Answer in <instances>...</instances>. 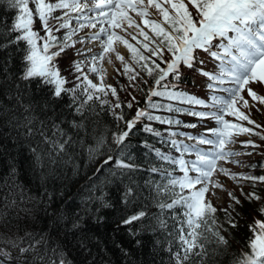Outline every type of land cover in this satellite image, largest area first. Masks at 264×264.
<instances>
[{"label": "snow or ice", "instance_id": "1", "mask_svg": "<svg viewBox=\"0 0 264 264\" xmlns=\"http://www.w3.org/2000/svg\"><path fill=\"white\" fill-rule=\"evenodd\" d=\"M0 6L15 13L10 24L0 23V52H6L0 59V163L7 167V179L0 187L8 188L9 196L4 198L6 208L35 198L27 196L17 182L18 161L5 147V141L30 154L29 168L43 170L40 171L42 182L69 163H73L75 174L79 166L71 161L70 153L77 145L84 146L79 133H86V122L90 118L108 111L126 126L112 133L118 151L115 156L105 155L104 135L94 137L95 143L87 146V158L90 163L98 162V167L89 177V183L80 190L79 205L70 214L62 212L57 218L58 227L75 239L78 253L87 254L83 264H95L93 240L85 231L86 218L103 222L101 211L115 207L110 199V186L119 189L122 205L115 231L123 228L134 248H140L142 236L151 233L153 247L167 255V260L161 258L160 264L214 261L220 249L223 247L226 252L229 244L222 234L228 231L224 224L236 229L244 219L237 206L243 208L245 201L258 202L255 212L260 218L254 216L248 223L246 244L239 254H233L230 264H264V195L256 191L257 183L264 184V175L236 174L218 168L219 161H230L249 169L257 167L241 164L235 157L244 153L230 150L229 145L235 143L234 137L245 134L258 135L264 141V130L254 132L242 123L262 128L250 118L251 109L256 105L250 104L242 93L246 90L253 102L264 105V95L250 87L254 83L264 86V0H0ZM85 29L92 31L79 36ZM121 32L136 44L120 35ZM94 42L98 43L99 52L91 47L75 48L76 44ZM117 44L131 54L130 61L117 51ZM68 48H75V54L84 57L70 62L68 71L72 79L63 76L57 65V58L66 55ZM197 50L218 61L214 72L196 69L210 81L206 85L213 93L210 105L177 91L181 66L193 69L204 64ZM111 54H115L122 65V71L116 69L117 74L126 76L130 87L144 93L146 106L136 108L130 119H125L123 111H116L122 108L117 88L105 83L106 69L102 62L107 58L111 63ZM14 58L19 60L15 70ZM217 92L224 95H216ZM128 95L131 99L126 106L131 109L136 98L131 93ZM109 96L115 101H110ZM154 97L211 107L215 111L188 114L210 118L218 127L208 129L210 137L188 136L196 142L194 145L161 139L160 143H169L180 156L149 147L159 163L149 162L148 168L142 169L132 162V146L125 143L136 125L145 120L168 125L181 123L153 115L151 110L183 111L171 103H156ZM5 99L9 103H4ZM38 111L43 118L37 116ZM226 116L233 117L234 121L225 119ZM184 126L197 127L195 124ZM141 130L162 136L149 124H143ZM177 135L169 133V137ZM197 145L210 148L204 150ZM242 145L262 147L252 140ZM143 146L148 147L147 142ZM108 151H112L110 146ZM185 154L194 155L195 159H185ZM261 155L264 156V152ZM100 157L104 158L100 160ZM137 171L149 173L143 185L134 177ZM217 171L237 182L243 200L228 191V206L219 209L213 206L206 194L213 188L223 190V186L212 179ZM177 172L180 175H176ZM153 174H158V178L153 179ZM241 181H249L251 191L245 192ZM44 195L51 204L53 197L47 189ZM150 208L156 211L149 213ZM218 211L225 214L224 222L218 220ZM3 216L7 213H0V217ZM116 247L125 256L130 255L129 249L121 243H116ZM0 264L74 262L61 244L50 246L46 233L25 232L23 236L0 237Z\"/></svg>", "mask_w": 264, "mask_h": 264}, {"label": "trees", "instance_id": "2", "mask_svg": "<svg viewBox=\"0 0 264 264\" xmlns=\"http://www.w3.org/2000/svg\"><path fill=\"white\" fill-rule=\"evenodd\" d=\"M14 14V10L0 6V23L10 24ZM36 27L39 28L40 25H36ZM41 35H44V33L41 32ZM57 35L59 36L61 33H57ZM131 43L135 45L136 41L132 40ZM196 54L204 61V64L197 65L196 68L193 69L182 65V75L177 91H184L189 95L199 98L200 92L202 91L200 80L205 76L196 69L202 68L203 71H205L207 60L203 56V51L197 50ZM5 55L6 52H0V59H3ZM130 57L131 54L128 53V61H130ZM18 64L19 60L14 58L13 70L16 69ZM57 65L63 76L72 79L68 71L70 64L67 62V57L65 58L63 54L61 57H58ZM169 80H172L171 76ZM172 82L176 83V81ZM110 84L117 88V93L122 103V108L116 109V111H123L125 119H130L134 116L136 108L146 106L144 93L130 87L126 76L115 74ZM128 93H131V95L136 98L135 101H133V108L131 109L126 106L127 102L131 99ZM36 99L39 98L36 97ZM108 99L113 102L115 101V98L111 96H109ZM153 100L161 104L171 103L174 108H181L183 111L168 112L164 110H151L153 115H159L166 120L180 121L181 123L168 125L145 120L142 123H138L132 130L129 139L126 140L125 143H130L132 146L130 148L133 155L132 162L140 165L142 169H147L149 162L159 163L155 153L149 152V147L158 148L171 156L179 157L180 152H178L176 148H173L169 143H160L159 141L161 139H175L179 141L181 139V132H189L195 129L192 127H185L184 125L195 124L191 121H193L196 116L188 113L197 112L199 110L198 105L168 101L159 97H154ZM4 103L7 104L9 101L5 99ZM57 111H59V107ZM36 114L38 117L43 118V114L39 111ZM68 118L71 119L72 117L69 116ZM77 119H79V117H77ZM262 122L261 120L259 123L262 126L260 129L255 128L253 125L252 128L254 132H262V129H264V124ZM143 124H149L152 128L160 131L162 136L156 137L151 133L142 131ZM64 127L67 128V125H64ZM125 127L123 121H117L108 111L101 112L99 116L90 118L86 122V133L85 131L79 133V136L84 139V146L81 147L77 145L70 153L71 161L79 166L78 171L73 174V163H69L62 166V169L57 170L55 176L48 177L43 182L40 179V171L43 170L32 171L29 168L30 154L27 153L25 149L15 148L10 142L5 141V147L11 150L12 155L16 156L18 161L17 182L22 185L27 196L34 197L35 199L26 204L18 203L17 207L6 208L4 206V198L9 196L8 188L0 187V213H7V216L0 217V237L23 236L25 232H34L37 234L46 233L50 246L61 244V246L65 247L69 259H71L74 264H83L84 255L87 254L81 255L78 253L75 239H73L71 235H66L65 232L58 227L57 218L62 212L66 215L70 214L79 205L80 190L89 183V177L92 175L95 168L98 167V162L90 163L88 161L87 146L95 143L94 137L104 135L106 139V144L103 148L105 155L115 156L118 151V146L114 143L112 133L122 131ZM68 130L70 132L73 131L72 129ZM171 132L178 133L179 135L169 137V133ZM249 136H251V134H249ZM255 136L256 140H253L255 144L258 145L260 142H263L258 135ZM144 142H147L148 147L143 146ZM109 146L112 150L111 152L108 151ZM255 152L256 153L253 154L254 157L250 159L251 164L257 166L256 169H251L252 175H264V167H260V165L264 164V156L261 155V153L264 152V148L261 149L260 147V150L255 148ZM103 158L104 157H100L99 159L102 160ZM165 167H169V165L165 164ZM175 174L180 175L179 172ZM104 175H107V173H104ZM134 177L139 184L143 185L144 181L149 179V173L147 171H137L134 173ZM152 178H158V174H153ZM4 179H7V167L5 164L0 163V184H3ZM243 184L245 192L251 191L249 181H243ZM45 189H47V192L53 197L51 204H49L44 195ZM19 191L20 190L17 189V192ZM256 191L264 195V184L257 183ZM109 193L110 199L115 207L103 209L101 211L100 214L104 216L103 222L97 223L93 219L86 218L85 231L93 240L92 258L95 264H160L161 258L166 261L167 255L159 251L158 247H153L154 237L151 233H146L142 236L143 245L140 248H134L123 228L119 231H115L116 223L122 214V205L119 203L120 191L116 186H110ZM145 194H147L146 189ZM236 196L241 200L244 199L240 193ZM229 202L230 199L227 200L226 206L224 207H227ZM257 205L258 202L248 203L245 201L243 208L237 206L238 210L242 212L244 216V219L240 220L241 226L233 229L226 223L224 224V227L228 229L227 232H222L229 242L227 251L225 252L222 247L220 249V254L215 256L214 261L210 260L209 264H230L233 254H239L242 251L249 235L248 223L252 222L254 216L260 218L255 212ZM213 206L217 207L214 203ZM21 208L25 209V211H20ZM217 208L219 209V207ZM155 211V208L149 209V213ZM216 215L220 222H224L225 214L223 212L218 211ZM18 229L21 230L18 231ZM157 235H159V233H157ZM97 241H99V244H97ZM116 243H121L125 248H128L130 255L125 256L123 252L116 247ZM13 255H16L15 251H13Z\"/></svg>", "mask_w": 264, "mask_h": 264}, {"label": "rangeland", "instance_id": "3", "mask_svg": "<svg viewBox=\"0 0 264 264\" xmlns=\"http://www.w3.org/2000/svg\"><path fill=\"white\" fill-rule=\"evenodd\" d=\"M154 19H156L157 17H152ZM37 25H39L37 23ZM90 30L86 29L85 31H81L79 33V36H84L85 33H88ZM131 31V30H129ZM120 35L125 36L126 39H129L130 43H131V37L128 36L127 34L121 32ZM74 39H76L74 37ZM215 43V42H214ZM121 45V44H120ZM123 47V45H121ZM85 46L83 44H76L75 48H84ZM75 48H68L66 49V55L63 54L65 56V58L67 57V62L70 64L71 61L73 60H82L84 59L83 56H78L75 54ZM117 51L124 55L126 60H128V51L127 49L123 48H119L118 46H116ZM93 51L99 52L100 48H93ZM203 56L206 58L207 60V66L205 68L206 72H214L216 70L215 66L218 63V61H215L213 58H211L207 53L203 52ZM111 65H112V72L111 74L107 77H105V83L106 84H110L112 77L117 74L116 69H121L122 71V65L121 63L116 60L115 58V54H111ZM104 65L108 64V59L106 58L105 61L102 62ZM201 81V86H202V91L200 92V97L198 99H202L206 102V104H211V100H210V96L213 94L211 90H209L206 85L208 83H210V81H208V79L206 77H203V79L200 80ZM250 87L253 88V90H255L258 94L264 95V86H261L259 83H254L251 84ZM216 95H224L221 92H217L215 93ZM242 95L245 96L246 99L249 100L250 104H255L256 106L253 107L251 109V114H250V118L252 120H254L256 123H260L261 120L263 121L262 123L264 124V105H259L258 102H253L251 100L250 97H248L247 95V91L245 90ZM198 111L197 112H210V111H215V109L211 108V107H203L198 105ZM257 109H259V111H257ZM244 110L246 113L248 112V109H242ZM225 119H228L230 121H234V118L231 116H226ZM193 123H195V125H197V127H195V129L190 130L188 133L183 132L181 133L182 136V140H180L179 142L185 144V145H194L196 142L194 140L188 139V136H200V135H204L205 137H210L211 133L208 131V129L210 128H215L218 127V125L216 124V122L210 118H201V117H197L191 121ZM244 124V126L246 127H250L252 128L253 125H248L247 122H242ZM255 127V126H254ZM264 130V129H262ZM264 134V133H263ZM235 143L229 145V149L232 151H238L241 153H244L238 157H235L236 160L240 161L241 164L243 165H252L251 164V160L254 156L253 154L256 153L255 152V148L251 147L250 145L248 147H244L242 145V142L247 141V140H256V136L255 135H251L249 136V134H245V135H240L238 137H234ZM258 145H261V149L264 148V141L260 142ZM198 147L204 149V150H208L210 148L209 145H197ZM257 150H260V147L257 148ZM252 153L251 155H247V153ZM185 159L188 160H192L195 159L194 155H189V154H185L184 156ZM219 167H223L225 169H228L229 171L236 173V174H251L252 175V170L249 169L248 167H242L238 164H234L230 161H219L218 162V168ZM256 169V168H254ZM214 181L218 182L219 184H221L223 186V190L221 188H213L210 189V192L208 194H206L207 198H210L212 200V202L217 206V207H224L226 206V202L229 199L227 192L231 191L233 192L234 195H237L240 193V188L239 185L237 184L236 181L230 179L228 176L223 175L222 173H220L219 171H217L213 178ZM241 184H243V181H241ZM244 185V184H243ZM215 192L216 195L212 196L211 193ZM217 197L219 199H217Z\"/></svg>", "mask_w": 264, "mask_h": 264}, {"label": "bare ground", "instance_id": "4", "mask_svg": "<svg viewBox=\"0 0 264 264\" xmlns=\"http://www.w3.org/2000/svg\"><path fill=\"white\" fill-rule=\"evenodd\" d=\"M86 30V29H85ZM85 30H83V31H85ZM90 31H92V30H90ZM89 31V32H90ZM86 34V33H85ZM85 47H91L92 49L93 48H99L98 47V43H91V44H88V45H84ZM116 46H118L119 48L121 47V48H123L120 44H117ZM88 55H90V53L88 54ZM103 67L106 69V76L108 77L110 74H111V72H112V65H111V63H108V64H106V65H104L103 64Z\"/></svg>", "mask_w": 264, "mask_h": 264}]
</instances>
